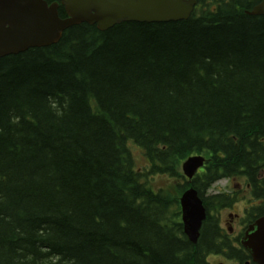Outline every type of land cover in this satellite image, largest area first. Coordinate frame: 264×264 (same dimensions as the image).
I'll use <instances>...</instances> for the list:
<instances>
[{"label": "trees", "instance_id": "trees-1", "mask_svg": "<svg viewBox=\"0 0 264 264\" xmlns=\"http://www.w3.org/2000/svg\"><path fill=\"white\" fill-rule=\"evenodd\" d=\"M256 2L200 0L186 20L104 32L81 23L56 44L0 59V264L248 258L210 214L230 200L203 195L244 175L264 213V16L246 14ZM192 154L208 159L190 184L207 212L194 245L177 204L187 184L173 194L148 183L177 177Z\"/></svg>", "mask_w": 264, "mask_h": 264}, {"label": "water", "instance_id": "water-1", "mask_svg": "<svg viewBox=\"0 0 264 264\" xmlns=\"http://www.w3.org/2000/svg\"><path fill=\"white\" fill-rule=\"evenodd\" d=\"M66 18L60 19L57 4L43 0H0V58L25 52L29 48L48 47L58 42L61 33L81 23L106 31L123 22L167 23L188 18L194 0H59ZM264 15V0L250 12ZM202 165L199 157L187 159L182 170L191 177ZM183 230L196 242L203 208L192 190L180 199ZM241 244L252 261L264 264V217L250 227Z\"/></svg>", "mask_w": 264, "mask_h": 264}, {"label": "rangeland", "instance_id": "rangeland-1", "mask_svg": "<svg viewBox=\"0 0 264 264\" xmlns=\"http://www.w3.org/2000/svg\"><path fill=\"white\" fill-rule=\"evenodd\" d=\"M128 150L131 151V155L134 159V164H135V168L138 170V171H141L142 169L145 168L146 166V161L142 155V152L139 148H137L136 146H134L132 143H128ZM130 148V149H129ZM172 181L171 180H168L167 178L165 177H154L153 179V186L155 188H159V187H165L166 184L168 183H171ZM233 188V184L232 183H227L226 181H221L217 184H215L210 192L211 193H216V192H227V191H230L231 189ZM239 196L241 197V194H239ZM247 207L246 205V202L245 201H242V202H239L238 205H236V208L234 209L233 212H240L241 209L240 208H244V207ZM232 212L231 210L229 211H225L224 212V217H226L228 215V213ZM219 262H223V260L219 257H212L210 259V263L211 264H217ZM226 264H228L227 262H225Z\"/></svg>", "mask_w": 264, "mask_h": 264}, {"label": "flooded vegetation", "instance_id": "flooded-vegetation-1", "mask_svg": "<svg viewBox=\"0 0 264 264\" xmlns=\"http://www.w3.org/2000/svg\"><path fill=\"white\" fill-rule=\"evenodd\" d=\"M259 3V2H258ZM256 3V4H258ZM263 176V172L261 171L258 177H262ZM240 193L245 194L244 192L247 191V194H250V187L249 185H245L244 189H241V187L239 188ZM252 199H255V204L252 205H258L260 203V198H254V196L252 197ZM251 202V201H250ZM251 204V203H250ZM230 209H234V206H230ZM224 214V210L220 211L218 213V221L220 224V227H223L227 224H229L232 228H231V236H232V232L238 233V231L240 232L241 230H244L247 226H249L250 224H252L256 219L260 218L261 216H264V213H253V214H248L245 213V215L249 216V219L247 220V222L249 223H242V220L244 218V210L242 212V214L240 215H236V214H229L226 218L223 216ZM232 239V238H231Z\"/></svg>", "mask_w": 264, "mask_h": 264}, {"label": "bare ground", "instance_id": "bare-ground-1", "mask_svg": "<svg viewBox=\"0 0 264 264\" xmlns=\"http://www.w3.org/2000/svg\"><path fill=\"white\" fill-rule=\"evenodd\" d=\"M201 189V188H200ZM219 253V252H218Z\"/></svg>", "mask_w": 264, "mask_h": 264}]
</instances>
